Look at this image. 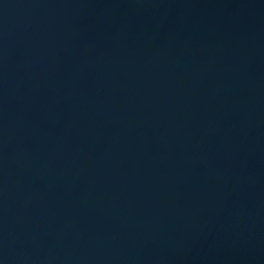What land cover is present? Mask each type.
Masks as SVG:
<instances>
[{"label":"water","instance_id":"water-1","mask_svg":"<svg viewBox=\"0 0 264 264\" xmlns=\"http://www.w3.org/2000/svg\"><path fill=\"white\" fill-rule=\"evenodd\" d=\"M0 264H264V0H0Z\"/></svg>","mask_w":264,"mask_h":264}]
</instances>
